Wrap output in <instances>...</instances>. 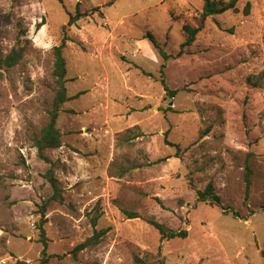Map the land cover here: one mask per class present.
I'll list each match as a JSON object with an SVG mask.
<instances>
[{
	"label": "rangeland",
	"instance_id": "obj_1",
	"mask_svg": "<svg viewBox=\"0 0 264 264\" xmlns=\"http://www.w3.org/2000/svg\"><path fill=\"white\" fill-rule=\"evenodd\" d=\"M203 3L0 0V55L23 49L0 69V264H40V209L53 190L34 138L49 119L62 40L76 98L56 122L61 147L46 152L61 190L45 208L48 264H134L148 254L165 264H264V0L207 18L174 58ZM148 32L173 58L164 61ZM209 182L221 206L196 201ZM146 220L186 237L161 240Z\"/></svg>",
	"mask_w": 264,
	"mask_h": 264
},
{
	"label": "trees",
	"instance_id": "obj_2",
	"mask_svg": "<svg viewBox=\"0 0 264 264\" xmlns=\"http://www.w3.org/2000/svg\"><path fill=\"white\" fill-rule=\"evenodd\" d=\"M57 1L61 3L62 0H57ZM239 1L240 0H203L204 2L203 7L199 15L200 26L193 28L191 26L184 25L182 27V31L185 34V40L180 45L179 52L174 58L180 57L183 54L185 48L191 47L194 44L196 40V36L202 30L203 23L207 18L220 16L226 12L238 13L239 11L237 8V4ZM249 11H250V4L247 3L243 8L242 14L244 16H248ZM143 39L146 40L150 44V46H152V48L157 51V53L164 59V61L168 60L169 58H173V56L167 55L162 50V48L159 46L158 42L156 41L155 37L149 32L146 33ZM65 47H66V40H62L60 45L54 48V65L52 71V78L57 87V90L55 92L54 98L51 103V109L48 112L49 115L48 122L41 129L39 137L34 138V147L36 149L37 157L49 165V169L46 171L44 175V178L46 179V181L49 183L50 187L53 190V195L49 199V201L57 200L61 196V190L58 185V180L54 177L53 168L55 166V163L46 156V152L61 147V140H60L61 135L56 128V122L59 117L61 107L65 103L71 101L73 98H76V96L69 97L66 88L67 71H66V62L63 57V51ZM22 57H23L22 48L12 50L8 55L4 57L0 55V69L15 67L22 60ZM160 82L163 86L164 91L166 93H170L172 97L178 92V91H172V92L169 91V88L165 85V79L162 73H160ZM141 136H143L142 133H138V135L133 137H141ZM246 169H247V173L245 175V184H246L245 193L247 197L251 183L249 178L251 175V170L248 166L246 167ZM49 201L44 202V204L40 209L42 218L39 222V229L41 234V243H43V250L40 253L41 254L39 261L40 264H48V261L50 259V257L46 255V240L43 229V224L46 222L45 208ZM196 201L200 203L208 204L210 206H221L220 197L215 192L212 182H209L203 190L196 191ZM261 209L264 212V205ZM124 215L128 220H134L139 218V216L133 212L130 213L124 211ZM233 215L235 217H238V214L235 212L233 213ZM146 223L159 233L161 240H165V239L170 240L176 237L185 238L187 234L186 231L168 230L165 226L157 223L154 220H146ZM107 233H108V229L95 231L91 237L87 238L84 242L74 247V249L70 253L72 255V258L74 260H77V257L81 252L85 251L88 248L98 246L105 238ZM150 256L151 255L148 254L146 257L147 259L145 258L141 259L137 256H134L133 258L134 264H165L157 256L156 258L150 260ZM262 256L264 257V252L262 253Z\"/></svg>",
	"mask_w": 264,
	"mask_h": 264
},
{
	"label": "water",
	"instance_id": "obj_3",
	"mask_svg": "<svg viewBox=\"0 0 264 264\" xmlns=\"http://www.w3.org/2000/svg\"><path fill=\"white\" fill-rule=\"evenodd\" d=\"M74 20H75L74 18H73V19H70V21H69V25H71V24L73 23Z\"/></svg>",
	"mask_w": 264,
	"mask_h": 264
}]
</instances>
